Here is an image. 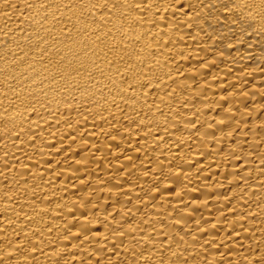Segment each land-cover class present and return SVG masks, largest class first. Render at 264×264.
I'll return each mask as SVG.
<instances>
[{
    "label": "bare ground",
    "instance_id": "6f19581e",
    "mask_svg": "<svg viewBox=\"0 0 264 264\" xmlns=\"http://www.w3.org/2000/svg\"><path fill=\"white\" fill-rule=\"evenodd\" d=\"M0 264H264V0H0Z\"/></svg>",
    "mask_w": 264,
    "mask_h": 264
}]
</instances>
